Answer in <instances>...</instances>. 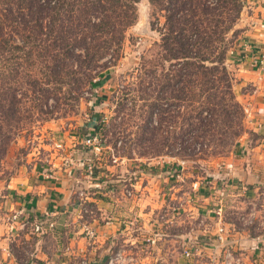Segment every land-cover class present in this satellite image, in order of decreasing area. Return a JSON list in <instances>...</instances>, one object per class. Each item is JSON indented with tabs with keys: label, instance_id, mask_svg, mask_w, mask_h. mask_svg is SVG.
<instances>
[{
	"label": "rangeland",
	"instance_id": "rangeland-1",
	"mask_svg": "<svg viewBox=\"0 0 264 264\" xmlns=\"http://www.w3.org/2000/svg\"><path fill=\"white\" fill-rule=\"evenodd\" d=\"M136 8V23L127 30L114 65L98 67L86 79L84 67L66 62L59 69L54 62H47L48 56H41L33 68L39 70L40 79L33 88L22 79L13 93L8 82L7 99L12 94L20 101L22 124L11 130L13 136L6 143L9 130L6 132L5 121L0 120V217L12 188L49 166L54 141L69 151L87 153L80 141L98 125L95 132L104 140L97 161L102 191L92 188L84 177L81 163L87 155L77 154L79 161L69 167L79 180L71 187H90L86 194L94 207L90 218L82 217L77 209L73 212L69 208L73 193L70 201L64 199L67 203L61 212L67 221L65 228L72 233L58 237L61 240L56 246L63 251L61 248L72 242L73 248L79 249L69 256L68 264H205L208 249L191 260L184 257V250L207 246L204 243L215 240L213 233L219 227H223L224 239L232 243L235 264H264V241L251 243L250 238L264 233V171L256 170L255 180L246 184L231 173L227 175L230 170L225 169L234 163L235 156L240 159L238 163L251 162L258 136L243 108L241 94L250 90L239 83L235 58L240 55L236 53L238 42L264 22V0H243L239 18L228 34L227 76L206 74L194 79L197 81L189 94L193 101L205 103V96L211 94L220 102L219 106L206 104L209 110L200 114L203 124L191 112L198 103L189 106L178 98V90L187 80L178 76V64L159 60L158 30L165 21L163 12L148 0H140ZM24 19L30 21L26 14ZM16 41L22 44L20 38ZM23 41L31 39L23 37ZM26 43L30 47L33 41ZM47 44L40 43V47L52 53ZM141 58L149 62L145 69L140 68ZM50 66L52 76H45L50 75V71L45 72ZM229 90L237 109L230 108ZM212 109L215 115H210ZM175 172L178 176L171 178ZM229 180L236 184L232 191L221 182ZM205 191L213 195L208 202ZM220 195L225 198L221 221L207 212L216 208ZM28 215L34 217L33 213ZM114 215L125 231L96 233L92 241L101 236L104 239L100 252L85 256L78 246L79 237L85 236L84 226L98 231L96 224ZM35 224L32 222V227L38 233L32 229L34 233L27 237L18 235L5 243L19 262L31 259L36 248L54 249L52 233L36 230Z\"/></svg>",
	"mask_w": 264,
	"mask_h": 264
},
{
	"label": "trees",
	"instance_id": "trees-1",
	"mask_svg": "<svg viewBox=\"0 0 264 264\" xmlns=\"http://www.w3.org/2000/svg\"><path fill=\"white\" fill-rule=\"evenodd\" d=\"M139 1L0 0V120L5 121L6 132L9 130L6 143L13 136L11 130L19 129L22 124L17 105L20 101L12 94L7 99L9 86L12 85L14 93L19 80L24 79L33 88L40 80L37 77L39 70L33 68L40 63L38 58L41 56H48L47 62L51 65L54 62L59 69L66 62L84 67L86 79L98 67L114 65L120 57L127 30L136 23ZM148 1L159 13L163 12L165 20L158 30L159 60L178 64V76L187 78L178 90V98L189 106L198 103L191 112H194L193 118L203 124L200 114L208 109L206 104L219 106L220 102L211 94L205 96V103L193 101L189 96L190 89L196 84L194 79L206 74L227 76L228 34L239 18L243 0ZM25 14L30 23L24 19ZM23 37L31 41L26 43ZM19 38L21 45L16 41ZM32 41L30 47L25 45ZM46 41L48 47H52V53L40 47V43ZM141 60L140 68H147L149 62L144 58ZM47 71L50 75H44L51 77L52 66L47 67ZM229 95L230 108H239L230 90ZM202 96L199 93V97ZM211 111L210 115L216 114L214 109ZM227 112L231 113L230 110Z\"/></svg>",
	"mask_w": 264,
	"mask_h": 264
},
{
	"label": "crops",
	"instance_id": "crops-1",
	"mask_svg": "<svg viewBox=\"0 0 264 264\" xmlns=\"http://www.w3.org/2000/svg\"><path fill=\"white\" fill-rule=\"evenodd\" d=\"M238 46L239 48L236 49V53H240V55L237 58L233 57L236 59L235 66L237 68V76L241 78L239 83L242 86L248 85L250 90L245 94H241L244 104L243 108L249 113L248 116H250L252 128L258 136L253 146V153L251 155L252 161L246 164L243 163L244 161L238 163L240 159L235 156L233 159L234 163L231 164L232 168L229 169V172L231 176H235L238 181L250 184L255 180L256 170L261 172L264 171V22H259L255 25V27L244 36L243 40L238 42ZM254 158H257L258 161ZM241 159H246V156ZM50 162L53 167H48L52 169L54 175L53 179L45 180L39 176V173H37L36 177L30 178L29 181L28 178H26V181H22L21 184L12 188L10 191L11 195H8V199L5 201V211L0 217V221L3 222V224L0 225V264H68L69 256L79 250L73 248L74 245L72 242H70L68 246L64 245V247L61 248L63 251H61L60 248L57 249L58 246H56L61 240H59L58 237L62 236L63 233H72L65 228V222L67 221L65 215L61 212L67 203L64 199H67V201L69 200L71 191L69 189L70 179H68L66 171L59 168V162L57 160H52ZM203 194L208 196L205 202L213 198L211 192L205 191ZM21 207H25L28 214L29 212L33 213V216L36 217H41L46 210L51 208L57 211L56 216L52 218V222H54L53 228L49 229L47 225L44 224L40 228L41 231L45 229L48 233H52L54 249L46 250L36 248L30 254L31 259H27L23 262L16 260L10 251L9 245L5 244L15 236L22 235L27 237L28 233L35 232L30 218V222L24 227H17L16 225L10 226L6 223V216L10 212L18 210ZM116 215L113 216L114 218L106 221H97V223L99 222L96 224L98 226V231L95 232L104 235L105 233H123V231H125L124 227H119V223L122 221L120 218H116ZM91 222L92 221H90V223ZM11 227L13 228L12 230H10ZM35 233L38 232L36 231ZM250 238L251 243L255 240L262 242L264 241V233L257 234L254 237L250 236ZM96 241L99 243L94 245ZM91 242L93 243L91 244ZM102 242H104L102 236L92 241L83 235L79 237L78 246H81V251H84L83 254L85 256H90L92 252L96 250L100 252L99 248L102 246ZM84 243L86 245L85 250L83 249L84 247H82ZM247 244H249V242ZM86 262L84 261L82 264H86Z\"/></svg>",
	"mask_w": 264,
	"mask_h": 264
},
{
	"label": "built area",
	"instance_id": "built-area-1",
	"mask_svg": "<svg viewBox=\"0 0 264 264\" xmlns=\"http://www.w3.org/2000/svg\"><path fill=\"white\" fill-rule=\"evenodd\" d=\"M96 127L94 126L91 128V133L85 135L83 139L80 141V145L84 150L87 152L85 153H79L76 152L75 150H67L66 146H64L62 143H59L57 141H54L52 143V153H51V159L47 160V166L53 167L52 163L50 161L52 160H57L59 161V168H63L67 173H69L68 179H70L71 184H70V189H71V194L73 193L74 199H72V203H69V208L74 212L76 209L80 212L82 217H87L90 218L91 210L93 209L94 205L91 206V201H88V197L86 194V190L90 187H85L84 189H80L77 185H75L74 188H72L73 182L78 183V178L73 176L71 169L69 170L70 166H74L77 160L76 155L80 156H86L87 157L83 160L81 163V169L84 173L85 179L88 181V183L91 184L92 188H97V190L102 191L101 189V182H100V173L98 172V158L101 156V150L103 148V143L104 140L95 132ZM72 147H75L72 146ZM54 158V159H53ZM232 166L231 164L226 165V170L231 169ZM80 169V168H79ZM174 172V171H172ZM227 171V175L230 174V172ZM178 173H173L171 175L172 177H176ZM39 176H41L45 180H50L53 179V173L52 169L49 167H43L42 170L39 172ZM224 180V179H221ZM222 184L225 185V187L229 190H234L233 188H236V184H234L233 180H229L228 182H223L221 181ZM196 190H198V187L193 188V195H196ZM112 191V190H111ZM105 192V190H103ZM127 195H130L129 191H126ZM222 195H220V198L218 200V203L216 205V208L213 210L209 209L207 210L208 214L213 213L215 214L216 218L221 221L222 218V211H223V204H224V199L221 198ZM71 199H69L70 201ZM199 201H202L198 199ZM57 214L56 209H48L46 212L43 213L41 217H28V213L25 209V207H21L18 210H14L10 212L6 216V223H8L10 226L16 225L17 227H24L26 224L30 222V219L32 220L33 223H36L35 227L36 230H39L42 225H47L49 229H52L54 226V222H52V218L55 217ZM28 215V216H27ZM30 218V219H29ZM15 226V227H16ZM13 228L11 227L10 230ZM83 233L85 234V237L88 239H92L96 237V232L89 226H84ZM215 240L214 241H209L205 242L204 244H208L207 246L202 245V247H192V250H184V257L188 260H191L192 258H198L200 256V253L203 252L205 249L209 250V256H208V262L205 264H235L233 255L231 253V244L230 242L227 241V238L224 239V233H223V227H219V229L215 230ZM221 248H223V252L221 253Z\"/></svg>",
	"mask_w": 264,
	"mask_h": 264
}]
</instances>
